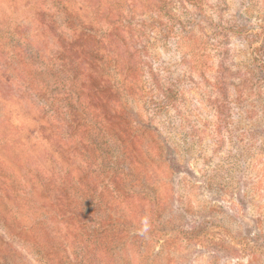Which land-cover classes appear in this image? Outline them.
<instances>
[{
    "label": "rangeland",
    "instance_id": "1",
    "mask_svg": "<svg viewBox=\"0 0 264 264\" xmlns=\"http://www.w3.org/2000/svg\"><path fill=\"white\" fill-rule=\"evenodd\" d=\"M54 5L0 0V42L41 38L37 13ZM62 8L73 23L111 33L136 75L111 70L119 91L93 81L89 103L110 128L127 126L90 134L108 148L103 167L88 162L87 129L77 143L65 131L58 150L49 121L0 72V187L10 190L0 192V210L30 231L26 264H264V0H62ZM18 25L28 32L15 38ZM15 60L25 86H47L54 68Z\"/></svg>",
    "mask_w": 264,
    "mask_h": 264
},
{
    "label": "trees",
    "instance_id": "2",
    "mask_svg": "<svg viewBox=\"0 0 264 264\" xmlns=\"http://www.w3.org/2000/svg\"><path fill=\"white\" fill-rule=\"evenodd\" d=\"M41 1L43 4L46 1L55 4L54 11L51 13H37L38 20L43 22L47 31L42 33L41 38L36 41L31 40V35H28L27 38L23 37V42L18 41L12 44L0 42L1 77L5 79L7 85L15 86L17 94L22 99L31 102L42 112L44 118L51 124L52 136H55L53 143L58 150H63L65 146L66 140L62 136L65 131L70 130V140L77 143L83 129H87L84 137H88L86 141L90 143V148L92 146L91 152H93L88 158V162L92 163L90 166H97V161H101V165L107 167L112 162L107 146L103 150L96 148L94 138L98 137H94V134L92 137L89 136L94 131H97V134L102 133L103 136H108L110 133L111 135L114 133L125 134L127 126L122 123V125H113L114 128H110L98 107L89 103V100L92 101L90 91L96 87L93 81L95 82L97 79L102 82V79L104 81L107 79L103 85L119 91L120 84L115 80L111 70H115V76H123L121 68L127 67L132 78H135L134 61L118 56L111 33L101 36L97 28L83 27L77 18L76 23H73L62 8V0ZM62 16L64 17L63 21ZM15 32L16 38L17 36L21 37L28 30L24 32L18 25ZM53 39L57 40L56 44ZM48 46L51 51L47 49ZM15 59L31 68L41 69L42 66L48 68V65L54 68L50 79L45 81L47 86L41 85L40 92L25 86L24 82L30 79L17 72ZM47 61L49 62L46 64ZM49 83L56 86L55 93H49ZM61 85L62 87H60ZM75 86L78 87V95L72 92V88ZM117 94L120 95L118 92ZM69 101H74V105H66ZM64 110L69 112V118L67 117L69 123L67 124L62 122ZM85 118H89V120ZM93 126L96 127L88 129ZM93 156L94 159H92ZM101 171H104L102 167ZM3 181L1 184L6 185ZM0 192L2 196L10 194L8 186H1ZM11 196L13 197V194ZM11 219L13 218L9 212L4 213L0 210V264H26L27 258L22 253L30 255V233H28L30 231H24L14 222L9 224ZM16 220L15 217L14 221ZM2 226L4 227L2 228Z\"/></svg>",
    "mask_w": 264,
    "mask_h": 264
}]
</instances>
